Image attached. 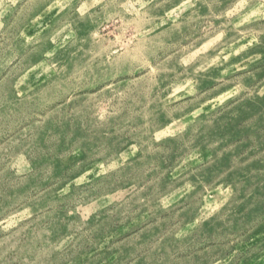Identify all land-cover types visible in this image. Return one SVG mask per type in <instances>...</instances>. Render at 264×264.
I'll return each mask as SVG.
<instances>
[{"label":"rangeland","instance_id":"374dc122","mask_svg":"<svg viewBox=\"0 0 264 264\" xmlns=\"http://www.w3.org/2000/svg\"><path fill=\"white\" fill-rule=\"evenodd\" d=\"M0 264H264V0H0Z\"/></svg>","mask_w":264,"mask_h":264}]
</instances>
